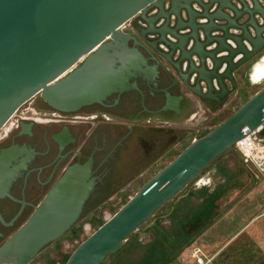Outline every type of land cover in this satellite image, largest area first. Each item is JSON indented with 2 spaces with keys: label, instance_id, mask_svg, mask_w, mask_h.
<instances>
[{
  "label": "water",
  "instance_id": "water-1",
  "mask_svg": "<svg viewBox=\"0 0 264 264\" xmlns=\"http://www.w3.org/2000/svg\"><path fill=\"white\" fill-rule=\"evenodd\" d=\"M262 48L264 0H0V128L33 96L21 114L100 113L196 128L236 91L244 60ZM263 118L264 86L151 176L64 264H102ZM191 134L95 127L71 168L0 246V264H27Z\"/></svg>",
  "mask_w": 264,
  "mask_h": 264
},
{
  "label": "flooded vegetation",
  "instance_id": "flooded-vegetation-1",
  "mask_svg": "<svg viewBox=\"0 0 264 264\" xmlns=\"http://www.w3.org/2000/svg\"><path fill=\"white\" fill-rule=\"evenodd\" d=\"M263 76L264 48L244 60V76L238 77L236 91L227 93L219 111L228 110L233 104L229 100L239 94L240 81L249 78L251 84L256 85L254 78L260 81ZM33 100L34 96L22 103L0 128V246L31 216L64 172L71 168L82 144L89 142L95 127L120 124L169 129V125L104 120L100 119V113H96V119L21 114L23 107L32 106ZM218 118L215 115L212 119L215 122ZM151 165L142 167L138 177L125 181L122 190L137 191L145 183L141 175L150 173ZM97 209L79 219L27 264H52L54 244L61 238L79 237L85 229L84 224H91L92 218L98 217Z\"/></svg>",
  "mask_w": 264,
  "mask_h": 264
},
{
  "label": "rangeland",
  "instance_id": "rangeland-1",
  "mask_svg": "<svg viewBox=\"0 0 264 264\" xmlns=\"http://www.w3.org/2000/svg\"><path fill=\"white\" fill-rule=\"evenodd\" d=\"M248 78V77H247ZM264 79V76L262 80ZM258 81L254 78L256 85L251 84L248 79H243L239 82V94L235 98L229 100V109L221 110L213 114L203 123L196 122L195 127L172 126L168 128L172 130L193 131V134L181 140L177 144L168 148L164 152L156 156V162L152 163L150 173L141 175L142 182H146L158 170L170 162L179 152H181L186 145L203 135L206 131L212 130L221 121L228 117L235 109H237L244 101H246L254 92L264 86V81ZM219 116L217 121H213V116ZM240 154L233 148L225 154L213 161L196 179L190 182L185 188L177 193L168 202H175L178 198L184 197L189 190H199L195 187L194 182L203 177L209 178L210 184L207 187H213L224 180L218 173L220 166L226 165L230 169L238 168L239 173L234 176L233 188L219 201H217L216 212L218 214L214 223L202 233L193 243L205 250H220L236 244L238 248L243 247L244 250H259L256 256H261L264 260V178L255 170L252 165L245 167L241 163ZM136 190H122L96 209L99 214V219L104 222L122 205H124L129 198H131ZM164 209H158L154 215L162 214ZM152 218H150L151 220ZM165 222V220H164ZM85 229L82 230L79 237L75 239L61 238L54 244L53 253H51L52 264H62L64 258L69 255L74 248L97 228L98 224H84ZM147 223L142 224L132 235L137 234L140 241H148L151 236L146 231ZM131 235V236H132ZM240 250V249H239ZM255 250V251H256ZM218 258V257H217ZM255 258V257H254ZM108 262L106 259L102 264ZM217 263V262H216ZM187 264V263H184ZM189 264V263H188Z\"/></svg>",
  "mask_w": 264,
  "mask_h": 264
},
{
  "label": "trees",
  "instance_id": "trees-1",
  "mask_svg": "<svg viewBox=\"0 0 264 264\" xmlns=\"http://www.w3.org/2000/svg\"><path fill=\"white\" fill-rule=\"evenodd\" d=\"M241 163L248 166L243 160ZM218 173L224 180L222 183L200 187L195 192L189 190L177 201L165 203L161 207L163 213L153 215L146 222V231L151 238L142 242L137 234L130 236L117 252L107 258L105 264H188V252L195 240L214 223L218 216L217 201L233 188V178L239 170L223 165L218 168ZM91 222L97 223L98 227L103 223L96 217ZM255 250H244L233 244L220 251L216 261L217 264H264L261 256H256L259 250Z\"/></svg>",
  "mask_w": 264,
  "mask_h": 264
},
{
  "label": "built area",
  "instance_id": "built-area-1",
  "mask_svg": "<svg viewBox=\"0 0 264 264\" xmlns=\"http://www.w3.org/2000/svg\"><path fill=\"white\" fill-rule=\"evenodd\" d=\"M264 81V79L262 80ZM264 118L254 125L251 132L238 139L233 146L243 162L252 165L264 178ZM210 179L198 178L194 185L197 188L208 186ZM220 250L210 252L198 245H192L188 252L189 264H217L216 260Z\"/></svg>",
  "mask_w": 264,
  "mask_h": 264
}]
</instances>
